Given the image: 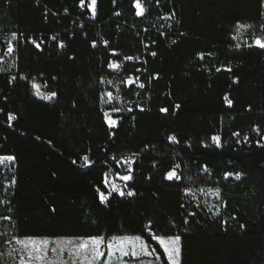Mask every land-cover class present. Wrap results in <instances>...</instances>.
<instances>
[{
  "label": "trees",
  "instance_id": "1",
  "mask_svg": "<svg viewBox=\"0 0 264 264\" xmlns=\"http://www.w3.org/2000/svg\"><path fill=\"white\" fill-rule=\"evenodd\" d=\"M89 2L0 0V264L14 239L124 235L157 264L161 236L181 264H264V0ZM105 177L125 195L102 203Z\"/></svg>",
  "mask_w": 264,
  "mask_h": 264
},
{
  "label": "snow or ice",
  "instance_id": "2",
  "mask_svg": "<svg viewBox=\"0 0 264 264\" xmlns=\"http://www.w3.org/2000/svg\"><path fill=\"white\" fill-rule=\"evenodd\" d=\"M95 5L96 0H90L89 8L95 15ZM81 6H84V0H81ZM136 8V15L143 16L145 12V8L142 7L140 0H135L134 4ZM239 27H248L247 25H240ZM13 39H16L13 36ZM55 39V37H53ZM254 45L264 49V40L255 39ZM63 47V45H60ZM95 46V45H93ZM39 47V44L36 45ZM8 52L12 53L14 51L11 46V42L8 45ZM155 55V53H152ZM203 58V57H201ZM130 59V58H129ZM110 68L116 69L119 65L112 63L109 65ZM129 85L133 83V81L129 80L127 82ZM35 87V85H34ZM140 88H144L145 85L143 83L139 84ZM56 95L55 92L42 96V99H51ZM108 101L111 102L113 99L112 93H107ZM231 104V101H228ZM119 111V109H115ZM162 111H166V109H161ZM107 116V114H106ZM14 119L13 116L9 115V120ZM109 124L114 125L115 121L109 120ZM235 135H239L238 133H234ZM170 141H174L175 137H170ZM217 144H219L220 138L214 136L212 138ZM12 162L13 157L7 156L0 158V165H3L4 162ZM84 161L87 164L88 157H84ZM176 167H179L177 165ZM131 172V169H129ZM123 181H128L131 179V175H124L119 177ZM168 179L179 178L176 171L173 170L167 174ZM239 179V177H237ZM105 186L110 185V191L108 195H105L103 191H99V199L103 203L108 199V196L111 195L112 192H119L121 196L125 195L120 188L111 183L105 177ZM134 193L129 191L127 192L128 196H132ZM218 196V193H217ZM4 219H9V217H5ZM158 239V243L162 246L164 254L167 256V260L169 264H180V238L176 237H168L167 239L163 237H156ZM17 244L22 246V252L24 255L21 256L19 264H55L54 261L49 260L50 251L58 252L59 249L53 248L49 249V240L40 239L38 237H25L23 239H18L16 241ZM71 243V242H70ZM152 253L149 252V247L142 239L140 235L133 236H112L110 239L105 238L103 236H90L87 239L81 240L74 245V248L71 252V255L75 257L72 260V264H125V257L139 258L141 256L150 255ZM158 259V257H157Z\"/></svg>",
  "mask_w": 264,
  "mask_h": 264
},
{
  "label": "rangeland",
  "instance_id": "3",
  "mask_svg": "<svg viewBox=\"0 0 264 264\" xmlns=\"http://www.w3.org/2000/svg\"><path fill=\"white\" fill-rule=\"evenodd\" d=\"M210 20L212 21V23H215V20L212 17H210ZM207 23H208V21H207ZM14 40L15 39H13L12 36L9 37V39H8V45H9V42H11V46L13 47V49H14V45H13ZM12 53H9L8 50L6 51L5 58L0 59V68H2L5 65L11 64V59L9 60V58L12 57L11 56ZM106 114H107V116H106L107 121L113 120V121H115V124H116V120L112 116L113 112L108 111V112H106ZM109 125H111V124H109ZM114 125H111V126H114ZM11 165H12V162L9 163L7 161H5L3 165H0V175L2 177L6 178V179H11V175H12ZM114 184L118 186L117 183H114ZM204 195L206 197V200L208 199V200L212 201L216 197L217 194L214 191H209V192L205 193ZM128 236H133V235H128ZM163 238L167 239L168 237H163ZM17 240L18 239H14L12 241H9V243L7 245H4V247H3V252L6 255H8L11 259L9 264H19L21 256L24 255V253L22 252V246L20 244L16 243ZM47 240H49V239H47ZM79 241H81V240H49V242H50L49 243V249L51 250L53 248H56V249H59V251L58 252L50 251L48 259L54 261L55 264H72V260L75 259V257H73L71 255V252L74 248V245ZM157 241H158V239H157ZM149 252L152 254L146 255V256H141L139 258L125 257L124 258L125 264H157V262L155 260V256H154V254L150 248H149ZM179 259H180V264H181V251H180V258Z\"/></svg>",
  "mask_w": 264,
  "mask_h": 264
},
{
  "label": "built area",
  "instance_id": "4",
  "mask_svg": "<svg viewBox=\"0 0 264 264\" xmlns=\"http://www.w3.org/2000/svg\"><path fill=\"white\" fill-rule=\"evenodd\" d=\"M32 43L33 44H35V42L34 41H32ZM83 162L85 163V161H84V158H83ZM86 164V163H85ZM87 166H89L90 165V160H89V158H88V162H87V164H86Z\"/></svg>",
  "mask_w": 264,
  "mask_h": 264
}]
</instances>
